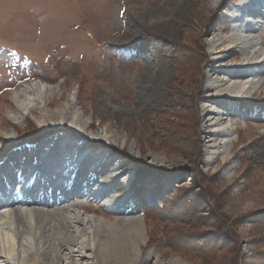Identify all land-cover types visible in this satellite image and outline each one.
<instances>
[{"label":"rangeland","instance_id":"obj_1","mask_svg":"<svg viewBox=\"0 0 264 264\" xmlns=\"http://www.w3.org/2000/svg\"><path fill=\"white\" fill-rule=\"evenodd\" d=\"M239 3L0 0V161L22 148L15 146L19 141L35 145L58 133L70 134L63 124L62 128L41 124L39 112H31L34 106L24 111L12 104L14 87L34 75L55 87L62 100L72 102L71 107L85 112L94 136H100L95 131L103 122L121 125L138 141L132 152L103 142L119 152L112 158L122 156L121 165L128 164V169L120 171L125 177L117 185L101 182L97 189L109 186L111 195L106 197L113 201L116 190H124L116 210L132 209L138 203L143 217L147 209L159 212L161 217L151 212L150 221L144 218L147 241L150 238L148 264L156 260L166 264L172 258L189 264H264V91H248L247 103L238 107V113L243 111L238 118H229L234 126L233 142L225 147L228 155L213 156L207 138L206 111L218 110L206 91L213 53L208 43L214 34L232 35L224 17L233 11L226 5ZM234 57L239 55L227 60ZM260 69L264 81V65ZM31 85L35 88L38 81ZM25 86L16 91L18 98L30 97ZM10 111L16 119L8 115ZM162 154L166 160L155 159ZM150 173L154 178L148 185L136 184ZM87 206L63 211L70 220L74 212L83 221L82 226L71 222L78 245L69 246L76 250L82 245L93 248L94 215L114 218L99 201ZM9 213L1 216L8 221ZM9 224L0 221V236L9 229L16 238ZM81 252L90 258V251ZM19 258L26 261L16 249L6 262L19 264ZM61 258L62 264L69 261L67 253Z\"/></svg>","mask_w":264,"mask_h":264},{"label":"bare ground","instance_id":"obj_2","mask_svg":"<svg viewBox=\"0 0 264 264\" xmlns=\"http://www.w3.org/2000/svg\"><path fill=\"white\" fill-rule=\"evenodd\" d=\"M238 1H241L238 9H235L232 4L226 5L228 9H232L231 11L234 12L229 18L224 17L229 23L230 29L232 28V35L227 37L214 34L211 42L208 43L213 53L206 91L209 93L208 97L212 100V105L215 104L218 108L215 112L213 111L214 108L211 109L212 107L206 111L210 128L207 132L210 134L207 136L210 144L208 145L213 156L223 153L228 155L225 147L229 142H233L231 130L234 126L229 118H238L243 111L240 110L238 113V107L247 103L248 91L253 88H257V91H264V81L260 76L263 71L260 68L264 65V50H262L264 28L261 29L259 24L254 26L253 22L251 23L254 19L252 17L253 11L259 9L258 6L264 4V0ZM259 20L264 25V17L260 15L255 17L254 23H260ZM231 55H239V57L227 60ZM211 74H214L215 77L212 78ZM248 78L251 83H244L243 79ZM257 78L259 79L257 80ZM255 80L257 82H253ZM34 86L35 88L29 82L24 88L30 89L31 92L28 93L30 97L20 96L18 98L17 96L20 94L18 92L11 94L12 104L20 110L24 108V111L34 106L31 112H39L41 124H50L57 128L63 124L64 129L70 130V134L62 131V134L64 132L67 136L58 133L56 137L52 136L41 140L31 148L22 147L20 150L12 151L0 163V190L9 195L14 191L20 179L35 174L37 182L34 188L42 191L52 188L54 201L53 204H49L48 200L45 199H33L31 197L33 191L31 190L28 195V199H31L29 203L21 205L14 201L11 202L8 207V211H11L8 214L9 227L17 237L11 236L9 229L3 230V234L0 236L2 239L0 240V264H8L6 258L13 256L16 249L26 257V261L19 258V264H62V253H67V257H69L67 264H86L87 260L92 261L93 264L150 263L151 255L146 252L150 238L147 241L145 216L140 214V205L137 203L132 209L116 210V207L121 204V199L125 196L122 197L121 195L124 190L118 188L116 190L117 195H115L117 198L113 201L106 197L111 195L109 186L100 192L97 189L98 186H101V182L109 183L110 186L117 185L118 181L125 177V174L120 171L128 169V164L121 165L122 156L117 159L112 158V155H119V152L116 153L112 146L111 148H109L110 146L106 147L103 142L109 145L125 146L132 152L135 150V142L138 143V141H135L130 133H124L121 125L116 127L103 122L95 131L100 136H94L92 125H88L90 123L87 124L86 122L89 119L86 118L85 112L78 110L76 105L71 107L72 102L70 100H62L61 94L56 92L55 87L41 81ZM16 112L19 111L16 109ZM8 115L17 118V115L11 111L8 112ZM225 120L226 122H224ZM88 135L94 139H89ZM106 154H108L107 157ZM166 158L162 154L157 155L155 159L163 162ZM54 161H57V166ZM64 163H69V166L65 168ZM67 168H71V172H75V179L72 185L64 187L57 180L62 178V170ZM86 169L88 170L84 173ZM109 170L110 172H108ZM14 171H17L16 175H14ZM112 173L117 178L113 177ZM48 174L51 175V178L49 181L47 180L48 183H44L43 178L48 177ZM53 176L56 178L53 179ZM136 176L137 173L134 176L135 179L133 178L135 181ZM4 177H6L5 180ZM153 178L152 173L147 174L136 184L139 186L148 185L147 182ZM128 185L129 191V187L132 188L133 186L132 181ZM144 189L146 188L144 187ZM57 190L59 191L58 195H56ZM70 195H72L71 199L68 198ZM76 199H86L89 207H91L90 203L103 199L105 201L102 204L103 207L106 206L114 215V218L95 215L92 217V249L88 245L82 244V247L77 250L69 246L78 245V239L76 240L75 235L70 230L72 220L79 226H82L83 221L74 212V214L71 212L72 220H70L63 211L67 210H64L66 207H73L78 211V208L82 207V203L81 201L77 202ZM73 200L74 202H72ZM57 201H59L58 205ZM94 209L100 210V208ZM153 214L157 218L161 217L159 213ZM148 216L146 221H150L151 214ZM0 221L4 224L8 222L1 215ZM91 221L88 220V223ZM85 233L83 230L84 235H86ZM12 244H15L16 248H13ZM4 251L6 253H2ZM81 251H90V258L86 259ZM154 264L159 263L156 260ZM166 264L189 263L180 258H172Z\"/></svg>","mask_w":264,"mask_h":264},{"label":"trees","instance_id":"obj_3","mask_svg":"<svg viewBox=\"0 0 264 264\" xmlns=\"http://www.w3.org/2000/svg\"><path fill=\"white\" fill-rule=\"evenodd\" d=\"M145 212H146L145 215H144L145 218L149 217L148 215L151 214V212H152V213H159L158 211H155V210H153V211H149V209L145 210ZM146 216H147V217H146Z\"/></svg>","mask_w":264,"mask_h":264},{"label":"water","instance_id":"obj_4","mask_svg":"<svg viewBox=\"0 0 264 264\" xmlns=\"http://www.w3.org/2000/svg\"><path fill=\"white\" fill-rule=\"evenodd\" d=\"M30 142H26V141H19L18 143L15 144V146H20V145H24V144H28Z\"/></svg>","mask_w":264,"mask_h":264}]
</instances>
